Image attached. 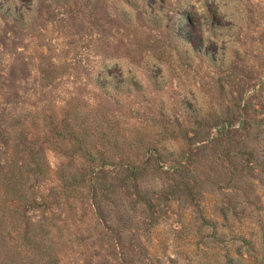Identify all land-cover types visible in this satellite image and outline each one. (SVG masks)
I'll list each match as a JSON object with an SVG mask.
<instances>
[{"label":"rangeland","instance_id":"374dc122","mask_svg":"<svg viewBox=\"0 0 264 264\" xmlns=\"http://www.w3.org/2000/svg\"><path fill=\"white\" fill-rule=\"evenodd\" d=\"M0 114L81 172L54 264H264V0H0Z\"/></svg>","mask_w":264,"mask_h":264},{"label":"trees","instance_id":"16d2710c","mask_svg":"<svg viewBox=\"0 0 264 264\" xmlns=\"http://www.w3.org/2000/svg\"><path fill=\"white\" fill-rule=\"evenodd\" d=\"M72 137L76 144L80 143L78 136ZM88 153L86 150L87 158L92 156L91 151ZM60 168L53 180L43 144L37 147L25 129L17 128L13 116L5 118L0 114L1 264H54L58 261L55 248L64 238L60 234L56 241L53 238V228L61 231L56 210L63 208L81 183L80 171L68 174L65 167ZM89 196H96L92 180ZM48 213L59 222L53 221Z\"/></svg>","mask_w":264,"mask_h":264}]
</instances>
